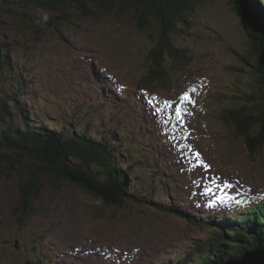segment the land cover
I'll return each instance as SVG.
<instances>
[{"label": "rangeland", "instance_id": "obj_1", "mask_svg": "<svg viewBox=\"0 0 264 264\" xmlns=\"http://www.w3.org/2000/svg\"><path fill=\"white\" fill-rule=\"evenodd\" d=\"M31 1L0 0L5 44L0 57L5 55L10 66L0 69V93L14 94L19 83L11 76H20L22 95L16 99L34 125L65 126L70 135L80 130L94 140L115 136L118 160L124 162L128 154L136 164L128 170L134 198L108 207L41 166L32 201L37 212L21 216L20 188L37 163L1 150L0 264H172L206 238L204 222L221 220V212L209 216L198 209L218 200L230 215L264 196V148L249 156L221 120L230 97L231 107L249 106L259 104L262 93L255 70L264 54L262 39L241 27L233 0H189L190 25L172 35L176 46L190 51V69L183 70L189 76L177 80L175 73L171 86L188 84L154 104L140 100L134 86L157 42L158 19L149 18L140 29L131 11L115 15L86 5L93 15L85 16L72 3L61 11L33 7ZM206 75L218 83L205 98L193 84ZM190 89H195L189 92L194 104H185L190 112L185 131L174 118V106ZM165 102L173 107L165 108ZM4 107L6 124L21 127L14 103ZM5 126L0 122V129ZM144 171L159 178L150 183ZM141 197L144 203L138 202ZM170 207L191 220L163 211Z\"/></svg>", "mask_w": 264, "mask_h": 264}, {"label": "trees", "instance_id": "obj_2", "mask_svg": "<svg viewBox=\"0 0 264 264\" xmlns=\"http://www.w3.org/2000/svg\"><path fill=\"white\" fill-rule=\"evenodd\" d=\"M67 1L32 0L30 3L33 7L43 10L58 9L61 11H63L65 3H72L79 14L85 16L93 15V12L86 5L107 13L114 12L115 15L131 11L137 17L140 29H144L148 25L149 18L158 19L160 30L158 39L153 47L148 50L143 60L145 74L136 82L134 93L143 101L154 102V97L171 96L179 89L180 91L184 90L183 87L188 82L171 86L173 82L171 80L175 73H178L177 76L184 75L183 79L189 76L183 70L184 68L190 69L188 67L191 62V54H189L190 51L176 46L172 40V35L183 34L182 29L184 27L188 28L190 25L191 16L188 15V9H191V3H189V0ZM198 1L192 0V4ZM236 1H240L242 4L243 11L240 10L242 17L245 18L249 15L252 22V27L248 32V29L242 25V22L245 25L244 21L241 22L238 19V14L235 13L241 27L249 37L254 36L262 39L259 45L260 49H264V8L260 5L262 1L233 0V3L235 4ZM233 7L235 12L236 6L233 5ZM60 16L63 20L67 19L64 14H60ZM4 47L5 44L2 45L0 42V51ZM255 67L262 90L259 96L260 103L253 102L248 106L240 102L231 107L230 102H232L234 96L230 97L229 105L225 103V107H227L221 117L223 124L234 134V137L245 144L249 156L257 155L264 148V71L258 63ZM2 68L10 69L5 55L0 57V69ZM211 78L207 75L202 76L198 78V82L193 84L194 88L203 91L205 98L208 97L207 94L212 92L213 84L218 83L212 82ZM11 79L18 82L19 85L17 91L12 95L0 93V122L3 121L6 125L0 129V151H10L18 156H26L37 163L32 177L30 176L20 188V203L17 210H19L21 216L30 218L37 212L32 205V201L39 192L38 169L41 166L42 171L48 173L52 178L58 181H68L70 185L98 198L108 207H120L134 198L129 193L128 170L134 168L136 164L128 154L123 155L124 162L118 160L115 154L116 149L113 147L115 136L112 138L98 136L94 140L82 131L78 132L80 130L70 135L65 130V126H61L59 130H49L48 127L34 125L35 121L31 119L33 117L29 118L26 115L25 109L21 104L18 105L16 99V97L22 95L20 93V80L23 78L12 75ZM190 81L192 86V78H190ZM6 102L14 103V109L21 118V127L6 124L5 120L9 117V113L4 107ZM134 158H136V155H134ZM144 175L150 183L156 177L159 178L154 171H144ZM141 198L138 199V202L144 203L145 198ZM149 209L154 210L153 207H149ZM156 209H159V207ZM163 211L191 220V218L188 219L184 215L185 213L183 214L182 211L173 207L163 209ZM217 211H220V207L215 202L199 212H207L212 216ZM204 226L208 229L206 238L198 240V243L194 244V247L184 257L179 258L177 262L172 264H223L230 259H239L247 252L264 250V198L250 202L246 211L232 219L225 218L217 222H204Z\"/></svg>", "mask_w": 264, "mask_h": 264}, {"label": "water", "instance_id": "obj_3", "mask_svg": "<svg viewBox=\"0 0 264 264\" xmlns=\"http://www.w3.org/2000/svg\"><path fill=\"white\" fill-rule=\"evenodd\" d=\"M234 5L236 6L235 13L238 14V15L236 14L238 16V19L241 22L242 20L244 21L245 25L243 24V22H242V25L243 27L248 29V32H249L252 27L250 16L247 15L245 18L242 17V14L240 12V10H242L240 1H236ZM258 64L263 68V71H264V54L258 56ZM223 264H264V250H256L252 252H247L244 254L243 257L239 258V260L238 259L227 260Z\"/></svg>", "mask_w": 264, "mask_h": 264}, {"label": "snow or ice", "instance_id": "obj_4", "mask_svg": "<svg viewBox=\"0 0 264 264\" xmlns=\"http://www.w3.org/2000/svg\"><path fill=\"white\" fill-rule=\"evenodd\" d=\"M194 91H195V89H190L189 91L184 92L178 98L179 103H176L174 106V118L181 128H185V125H186V121H185L184 117L186 115H190V112L185 107V104H194V101L191 100V98L189 96V92H194ZM164 106H165V108H172L173 103L172 102H165ZM185 131H187L186 128H185ZM197 158H198V154H197ZM225 186L227 187V185H225Z\"/></svg>", "mask_w": 264, "mask_h": 264}, {"label": "bare ground", "instance_id": "obj_5", "mask_svg": "<svg viewBox=\"0 0 264 264\" xmlns=\"http://www.w3.org/2000/svg\"><path fill=\"white\" fill-rule=\"evenodd\" d=\"M180 76V75H179ZM176 77V76H175ZM178 77V76H177ZM175 83V82H174ZM154 165H156V164H154ZM262 198H264V196L262 197ZM262 198H259V199H262ZM211 205V204H210ZM184 209V208H183ZM256 251V250H255ZM244 256V254L241 256V257H243ZM240 257V258H241ZM230 260H235V259H230ZM239 260V259H238Z\"/></svg>", "mask_w": 264, "mask_h": 264}]
</instances>
